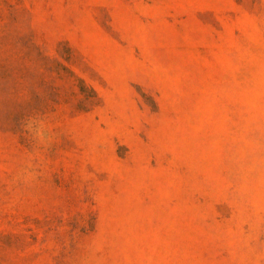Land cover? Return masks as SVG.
<instances>
[{"label":"rangeland","instance_id":"374dc122","mask_svg":"<svg viewBox=\"0 0 264 264\" xmlns=\"http://www.w3.org/2000/svg\"><path fill=\"white\" fill-rule=\"evenodd\" d=\"M0 264H264V0H0Z\"/></svg>","mask_w":264,"mask_h":264}]
</instances>
